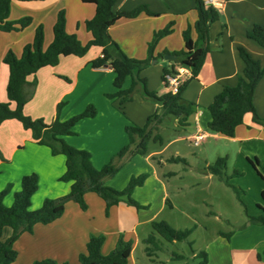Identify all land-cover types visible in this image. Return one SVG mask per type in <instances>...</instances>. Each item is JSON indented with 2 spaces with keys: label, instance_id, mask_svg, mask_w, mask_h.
<instances>
[{
  "label": "trees",
  "instance_id": "obj_1",
  "mask_svg": "<svg viewBox=\"0 0 264 264\" xmlns=\"http://www.w3.org/2000/svg\"><path fill=\"white\" fill-rule=\"evenodd\" d=\"M14 0H0V31L4 33L22 32L33 23V18L24 17L22 19L10 20L11 7ZM86 4L96 6V15L93 19L83 23L86 31L92 34V40L83 44L76 34H69L66 30L67 18L65 10L58 13L53 26V41L47 49L45 45V28L40 25L35 33L34 39L27 44L20 57L9 50L4 57V64L9 68V80L7 85L8 102L0 103V126L10 120H17L27 131L32 134V140L38 145L46 146L53 156L63 155L66 159V170L60 181L71 183L70 192L60 198H47L42 206L37 210H32V198L39 189L40 178L37 173L23 176L20 191L14 194L13 204L8 207L4 201L11 192V184L0 191V264H12L18 258V251L15 243L22 234L33 233L37 224L48 225L62 217L66 204L70 201L77 203L82 210L87 209L86 195L94 193L98 195L106 204V211L120 203H125L136 209H146L133 199V194L137 188L143 187L148 180L147 174L132 176L128 186L121 191L115 190L106 185L108 178H114L120 172L121 166L114 162L106 165L102 169H97L93 163V156L90 152L79 150L65 141L66 137L75 135L76 125L84 120L95 118L97 110L89 106L83 113L62 121L60 114L65 101L59 103L57 114L51 123H47L43 118L34 119L25 114L24 109L28 101L34 94L36 83H31L28 78L35 75L40 69L45 67H55L59 64L61 57L76 56L83 57L88 51L96 46L102 49L101 56L90 62L94 69L109 67L115 73V92L107 94V98L119 101L120 110L123 106L133 100L135 90L142 88L145 99L153 101L159 106L157 112L149 116L144 126L128 124L125 131L129 138V143L117 155L120 160L133 156H149V146L151 143L164 146L165 140L159 133L160 125L166 118L172 117L178 121L179 126H188V120L196 110V105L184 99L183 95L191 81L197 79L211 51L209 30L212 24L219 21L220 13L213 6L207 7L204 0H194L197 20L193 26H189L183 32L185 49L172 53L177 60L170 61L168 67L164 68L162 81L167 87L166 75L177 74L178 68H188L191 76L184 80L178 93L167 91L164 94L149 91L147 79L141 77V73L148 68L151 61L157 59L155 56L159 42L171 35L174 31V22H170L167 27L157 31L152 41L148 45V57L140 60L129 57L113 39L110 29L121 19H133L141 14L156 16L146 6H141L130 12H117L114 10L118 0H81ZM193 31L197 34V39L193 38ZM250 39L258 42L264 47V28L255 26L248 33ZM168 54L165 52V55ZM239 55L244 63V71L239 76L238 84L235 87H226L214 98L208 111L211 120L207 130L227 138H234L237 128L244 123L246 114L252 113L254 121L264 127V119H261L254 104L255 90L260 81L264 78V68L260 62L255 60L244 48H239ZM163 55H161L162 57ZM131 77L132 84L128 89L124 88L126 80ZM14 106V107H13ZM154 156L151 157L153 159ZM170 163L184 161L181 158H171ZM226 157H219L214 164L209 165L206 170L221 181L230 185L226 176ZM250 162L260 166V162ZM259 172V171H258ZM260 173V172H259ZM234 175H240L238 171ZM264 199V191L262 192ZM168 203V201H167ZM263 214L257 217H250V223L264 227ZM152 232L145 240L148 244L145 252L150 262H154L153 256L162 251L160 240L156 235L168 243H181L186 241L195 228L187 230H176L166 221L154 220L150 223ZM9 229L11 234L4 238L5 230ZM221 236L230 238L229 235ZM105 241L103 235H91L87 244L86 253L79 256L80 264H128L126 253L132 249V242L125 241L120 237L116 248L104 255L102 247ZM201 260L200 264H207L208 253L201 251L196 254ZM182 255L174 254L173 260H184ZM33 264H68L60 263L54 259H44L35 261Z\"/></svg>",
  "mask_w": 264,
  "mask_h": 264
},
{
  "label": "crops",
  "instance_id": "obj_2",
  "mask_svg": "<svg viewBox=\"0 0 264 264\" xmlns=\"http://www.w3.org/2000/svg\"><path fill=\"white\" fill-rule=\"evenodd\" d=\"M217 2L218 4L215 8L218 9L220 13V19L212 24L209 30L211 51L207 55L205 64L198 78L191 81L183 95L185 100L196 105V110L189 118L188 126L181 127L178 121L175 120L174 128L171 129L175 133L174 138L165 141L162 151L156 154H164L166 149L175 144L189 142L199 131L205 132L209 137H223L208 132L207 126L211 120L208 107L211 105L216 95L222 92L224 88L235 87L238 84L239 76L243 74L245 68L239 55V48L246 49L264 68V47L248 37V33L252 31L255 26L264 28V0H217ZM141 6H146L150 11L155 13L156 16L141 14L133 19L123 18L110 29V34L129 57L143 60L148 57V45L152 41L154 34L167 27L170 22H174L173 33L159 42L155 52L157 59L162 58L160 61L154 63L159 66L162 80L163 70L168 67L170 62L165 60V52L172 54L185 49L183 32L189 26H193L197 20L195 2L194 0H118L114 10L117 12H130ZM61 10H65L66 12L67 32L69 34H77L82 43H89L93 37L91 33L85 30L83 23L95 17L96 6L94 4H86L81 0L13 1L10 20L16 21L24 17H31L33 18V23L22 32L5 33L15 34V38H10L8 36L0 37V103L6 102V99H8L7 85L9 80V68L3 62L4 57L9 50H13L16 55L18 52L22 55L24 47L33 41L36 30L40 25H43L47 30L46 40L48 42L49 31L53 30L58 13ZM0 33L4 32L0 31ZM192 35L196 40L197 34L195 31H193ZM16 46H19V48L15 49ZM96 51L97 55L93 59L61 60L58 66L42 68L36 75L32 76L33 79L28 78L29 82L38 79V85L34 88V94L29 105L34 101L38 93L43 91V85L46 86L48 84H45V82H49V84L54 87L53 93L57 96L55 101L57 107L59 103L66 99L76 98L78 96L77 91L79 86L82 84L81 75L83 74L82 79L86 82L84 84L87 85L90 79V77H88L89 74L96 71V74H106V77H110L112 83L110 86L108 84V86L102 88L98 95L102 97L100 100L104 105V117L118 124L120 130L121 128L122 130L126 128L128 125L127 120H125L124 116L118 113L114 108L116 102L119 103V101L107 98V94H112L116 90L114 87L115 73L109 67L94 69L90 65L91 61L101 56L102 49L99 48ZM161 55L163 56L161 57ZM89 67L93 70H88L90 69ZM184 69L185 76L190 77V69ZM146 70L147 69L141 73L142 78L145 77L144 72ZM65 76L67 80L61 79ZM127 81L129 80L127 79L126 83ZM163 86L164 90L161 94L168 91L164 83ZM254 104L258 116L264 119V78L256 87ZM65 106L60 114L61 120H67L63 118L69 117L68 113L65 112ZM158 109L159 106L155 103L152 115L157 112ZM55 113H53L51 120H54V117H56ZM30 114L28 115L34 118L42 117V115L35 114V116L33 113ZM149 116H151V114L148 115V117ZM98 117L99 114L97 113L95 118L84 119L76 126L83 127L84 125V127H86L87 125L92 128L95 126V123H97L96 119ZM148 117L146 118L148 119ZM0 129V131L5 129L8 137L3 149L1 147L2 145H0V191L4 190L6 186L12 182H14L12 184L15 186L14 192H10L4 201L5 205L9 207L13 204L14 194L21 189L23 176L31 174L33 170V173H35V171L40 173V168H31V166L25 164L29 161V158L39 156L51 162L53 155L51 151L47 152V150H44V146L33 142L31 133L30 135L24 134L25 132L22 130L23 126L17 120L4 122L0 126ZM112 129L113 127L109 126L105 130ZM13 134H18L17 137L20 136L22 141L12 136ZM223 138H226L228 142L234 144L238 152V157L245 156L250 160L255 156V160H258L255 145L256 143L264 144V127L254 121L252 113H248L244 118V123L237 128L235 137ZM65 139L71 146L81 149L82 142L76 140L73 136L66 137ZM2 142L3 141L0 140V144H2ZM180 152V150H177V156L171 157L180 158ZM171 157L165 159L168 160ZM150 158L151 155L147 157V159ZM25 160L27 161L25 162ZM206 165L208 167L210 164ZM152 170L153 173L158 175L155 176L156 181L164 186L163 200L167 203V201H169L167 184L165 181L163 182L161 180H164V176L166 175L163 174L162 176L158 171L156 172L154 167H152ZM207 174L209 177L213 176L208 171ZM67 184H69L68 190L70 192L71 183ZM140 188L135 190L133 196ZM86 201L89 205L87 211H83L77 203L70 201L66 204L62 217L58 220L48 225L37 224L34 227L33 233L26 232L22 234L15 243V248L19 255L17 260L12 264H33L35 261L44 259H54L60 263L80 264L79 256L82 253H86L87 244L91 235L99 236L103 234L106 236V241L102 247V253L104 255H108L114 250L111 248H113V246L114 248L116 247L119 234H124V236L130 234L131 238L134 237L135 241H132V249L126 253V256L128 264H138L140 261V256H137L140 244L138 231L141 227L150 225V223L155 220L156 214L153 216L146 215L143 211L145 209L138 210L125 203H120L110 209L111 214L116 216L120 228L115 229L113 226L112 229L102 234L96 226L85 220L91 219L89 209L92 205L100 214L104 207H106V204L94 193H88L86 195ZM141 203H143V205L146 204L145 202ZM141 203L139 202V204ZM80 219H83V221H80ZM122 220L127 224L125 228H123ZM10 234V230L6 229L4 238H8Z\"/></svg>",
  "mask_w": 264,
  "mask_h": 264
},
{
  "label": "rangeland",
  "instance_id": "obj_3",
  "mask_svg": "<svg viewBox=\"0 0 264 264\" xmlns=\"http://www.w3.org/2000/svg\"><path fill=\"white\" fill-rule=\"evenodd\" d=\"M46 32L47 30L45 29V49L53 41V30L49 31L48 42L46 40ZM5 36L15 38L16 35L0 33V37ZM77 37L81 41L78 35ZM18 48L19 46L15 47V49ZM97 49L99 47L94 46L83 57H61L60 61L90 60L97 55ZM19 53L17 57L21 56ZM160 59L162 58L151 61L144 72L146 78L143 77L147 79L148 90L158 94L162 93L164 86L159 66L154 63L160 61ZM89 68L88 70H93L91 67ZM93 72L88 76L90 79L87 85L84 84L86 82L82 79V74V84L77 91L78 96L74 99L65 100L67 103L65 112L68 113L69 117L63 119L69 120L83 113L89 106H93L99 114L94 127L90 128L87 125L86 127L84 125L83 127L76 126L73 137L82 142L79 150L90 152L93 156L94 166L99 170L112 162L121 166L120 173L115 178H108L105 181L107 186L115 190H124L132 176L147 174L149 176L147 183L143 188L138 189L133 196V199L138 203H146L144 206L147 208L143 210L144 214L150 216L156 214L155 220L166 221L176 230H187L196 227L192 235L181 243L171 244L156 235L158 240H160L162 251L157 252L156 256H153L154 262L149 261L145 252L148 245L145 240L152 232V228L150 225L141 227L138 231L140 244L137 255L140 256L139 260L141 262L139 261L138 264H200L201 260L196 257V254L201 251L208 253L207 264H264V227L250 223V217L260 216L263 214L262 209H264V199L262 198V192L264 191V144L256 143L255 145L257 157L260 161V166L256 167L245 156L238 157L236 147L228 142L226 138H214L213 136L199 146L191 144V139L189 142L175 144L166 149L164 154H156L162 151L164 146L151 143L148 154L151 157L155 154L153 159H147L148 156L136 155L120 160L117 155L128 145V135L125 132V128L120 130L118 124L104 117V105L100 100L102 97L98 95L102 88L112 84L110 77H106V74H96V71ZM32 76L29 79H33ZM187 78L184 77V80ZM61 79L67 80L66 76ZM131 79V77L128 78L129 81L125 84V89L131 86ZM34 82L37 87L38 79H34L31 83ZM45 84L47 85H43V91L38 93L30 105L29 102L32 97L28 101L26 106H29H25L26 110L24 109V112L26 115L30 113L42 115L40 118H43L47 123H51L53 121L51 120L53 113L56 112L55 114H57V105H55L57 96L53 93L54 87L49 82H45ZM6 102H8V99H6ZM154 104L153 101L145 99L142 88H137L133 100L124 104V110H120V104L117 102L114 108L124 116L128 124L144 126L146 117L154 112ZM175 120L172 117H168L160 125L159 133L165 141H169L175 136L174 131L171 130L174 128ZM109 126L113 127V129L105 130ZM22 130L25 132L24 134L30 135L31 133L24 128ZM12 136L16 139H21L20 136L17 137L18 134H13ZM21 136L23 137L22 134ZM0 137V140L3 141L0 144L3 149L8 138L5 129L0 131ZM44 150L50 151L46 146H44ZM177 150L181 151L179 157L184 161L170 163L169 159H165L177 156ZM219 157L228 158L226 176L227 178L230 177L231 186L221 181L218 177H209L207 174L206 164H214ZM251 159L255 163L256 157L254 156ZM65 161L64 156H53L51 162L45 160L44 157L33 156L25 163L31 168H40V173L35 171L40 176V182L39 189L32 198V210L39 209L47 198L55 199L68 194L69 184L60 181L61 176L65 173ZM152 167L162 176L163 174L166 175L164 176L165 179L161 180L167 184L168 203L163 200L164 186L156 181L155 176L158 175L153 173ZM235 171H238L240 175H234ZM12 183L11 192H14L15 186ZM86 203L89 206L87 201ZM141 204L143 205V203ZM87 210L88 207L83 211ZM89 210L91 219L85 221H89L90 224L96 226L102 234L112 229L113 226L115 229L120 228L116 216L111 214V210L107 213L106 207L100 214L93 205ZM80 221H83V219H80ZM122 223L123 228H125L127 224L123 220ZM221 234L229 235L230 238L222 237ZM103 236L106 241V236L104 234ZM120 237H123L125 241H135L130 234L126 236L119 234L118 240ZM115 248L113 246L111 249ZM174 254L182 255L185 259L173 260Z\"/></svg>",
  "mask_w": 264,
  "mask_h": 264
},
{
  "label": "built area",
  "instance_id": "obj_4",
  "mask_svg": "<svg viewBox=\"0 0 264 264\" xmlns=\"http://www.w3.org/2000/svg\"><path fill=\"white\" fill-rule=\"evenodd\" d=\"M205 5L207 7L213 6L216 7L218 2L217 0H205ZM185 67L183 68H178V73L173 75V74H167L166 77V82H167V89L168 91L173 92L174 94L178 93V90L180 88V86L183 84L184 82V77L185 76ZM208 135L203 132V131H199L196 135H194L191 138V143L194 146H199L201 145L204 141H206L208 139Z\"/></svg>",
  "mask_w": 264,
  "mask_h": 264
},
{
  "label": "water",
  "instance_id": "obj_5",
  "mask_svg": "<svg viewBox=\"0 0 264 264\" xmlns=\"http://www.w3.org/2000/svg\"><path fill=\"white\" fill-rule=\"evenodd\" d=\"M165 60H167V61H175V60H177V57L175 55H173V54H166L165 55Z\"/></svg>",
  "mask_w": 264,
  "mask_h": 264
}]
</instances>
